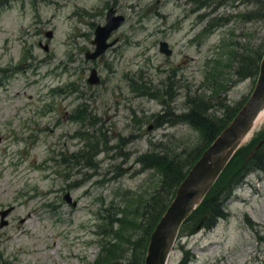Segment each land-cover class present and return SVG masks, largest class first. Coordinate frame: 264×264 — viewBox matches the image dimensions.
<instances>
[{
	"label": "rangeland",
	"instance_id": "obj_1",
	"mask_svg": "<svg viewBox=\"0 0 264 264\" xmlns=\"http://www.w3.org/2000/svg\"><path fill=\"white\" fill-rule=\"evenodd\" d=\"M110 7L125 17L116 42L86 60ZM258 8L264 0H0V210L14 207L0 228V264L102 263L123 202L145 204L159 184L140 156L200 143L188 124L155 123L210 96L215 67L227 90L212 113L252 92L264 52ZM244 55L247 77L236 70ZM91 68L98 84L87 81ZM263 138L264 123L244 155ZM224 209L212 227L185 226L168 264H264V169L247 172ZM120 242L119 264H131L138 250Z\"/></svg>",
	"mask_w": 264,
	"mask_h": 264
},
{
	"label": "trees",
	"instance_id": "obj_2",
	"mask_svg": "<svg viewBox=\"0 0 264 264\" xmlns=\"http://www.w3.org/2000/svg\"><path fill=\"white\" fill-rule=\"evenodd\" d=\"M256 14L264 15V9L258 8ZM262 55V49H260L256 62L253 59L255 65L254 72L251 74L253 76H256L259 71ZM249 57L244 55L237 60L240 65L237 66L236 70L242 77L247 75L246 72L242 71L245 68L243 61L247 62ZM216 69L215 67L214 71H210L206 77V79L211 78L212 94L210 96L197 95L190 99L191 107L181 117L164 118L154 125L159 127L166 122L188 124L199 133L200 143L191 151L183 149L180 153H175L169 149L160 153L150 150L140 156L139 163L142 164V169L156 171L159 175V184L145 204L137 203L131 207L133 204L129 200L123 202L120 208L121 214L119 213L120 216L115 219L118 227L114 229V235L110 239L106 238V243L102 248L106 257L101 260L102 263L98 262L97 264H119V258L122 257L123 253L120 240H126L127 243L131 244L134 251L138 250V252L133 253L131 264H143L150 233L171 202L177 186L202 151L229 124L246 101L236 107H224L223 113L218 115L211 112L210 109H212L214 101L217 102L220 99L219 89L227 90L224 77L216 75ZM244 151L243 146H241L234 153L201 204L183 223L180 232L185 229V226L194 228L200 224L202 227H212L219 218L227 215L224 203L231 196L234 188L243 181L246 173L264 169V142L252 154L249 152V154L244 155ZM139 214L141 219L138 221ZM136 228H140L143 233L133 239L131 232ZM117 259L118 262H116Z\"/></svg>",
	"mask_w": 264,
	"mask_h": 264
},
{
	"label": "water",
	"instance_id": "obj_3",
	"mask_svg": "<svg viewBox=\"0 0 264 264\" xmlns=\"http://www.w3.org/2000/svg\"><path fill=\"white\" fill-rule=\"evenodd\" d=\"M124 21L125 17L110 7L105 15V23L97 25L94 30V38L91 41L94 49L85 53V59L94 60L113 46L116 41L108 39ZM45 36L51 39L52 32L46 31ZM43 49L48 51L49 45L44 44ZM159 51L166 56L172 54L167 41L159 42ZM87 81L89 84L99 83L100 78L95 68L90 69ZM262 110H264V52L254 88L247 100L189 168L177 186L171 202L151 231L143 264H168L183 223L201 204L234 153L248 140L247 137L254 129ZM263 142L264 139L255 146V150ZM64 199L71 205H76L69 193L64 195ZM10 210L11 208H8L0 212V228L7 224L6 216ZM199 227L200 224L197 228Z\"/></svg>",
	"mask_w": 264,
	"mask_h": 264
},
{
	"label": "bare ground",
	"instance_id": "obj_4",
	"mask_svg": "<svg viewBox=\"0 0 264 264\" xmlns=\"http://www.w3.org/2000/svg\"><path fill=\"white\" fill-rule=\"evenodd\" d=\"M264 123V110L261 111L256 123H255V127L254 129L251 131V133L249 134V136L247 137V139H249L251 137L252 134H254V132ZM253 136V135H252ZM246 139V140H247Z\"/></svg>",
	"mask_w": 264,
	"mask_h": 264
},
{
	"label": "flooded vegetation",
	"instance_id": "obj_5",
	"mask_svg": "<svg viewBox=\"0 0 264 264\" xmlns=\"http://www.w3.org/2000/svg\"><path fill=\"white\" fill-rule=\"evenodd\" d=\"M38 44H39V46L43 47V45L46 44V43L43 44L41 41H39ZM47 44H48V43H47ZM8 208H11V210H10V212H9V213L7 214V216H6V221H7V224H6V225L9 224V221H8L7 217H8V216L12 213V211L14 210V207H13V206H10V207H8ZM8 208H6V209H8ZM1 211H2V209L0 210V212H1ZM6 225H5V226H6Z\"/></svg>",
	"mask_w": 264,
	"mask_h": 264
}]
</instances>
